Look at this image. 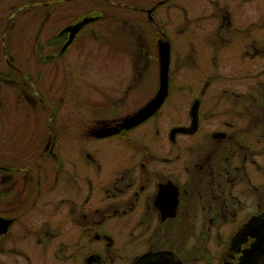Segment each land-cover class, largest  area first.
<instances>
[{
    "label": "flooded vegetation",
    "instance_id": "af4514ba",
    "mask_svg": "<svg viewBox=\"0 0 264 264\" xmlns=\"http://www.w3.org/2000/svg\"><path fill=\"white\" fill-rule=\"evenodd\" d=\"M200 1L0 0V264H241L254 230L233 239L264 212V28L256 0ZM161 42L167 95L125 128L159 92Z\"/></svg>",
    "mask_w": 264,
    "mask_h": 264
},
{
    "label": "rangeland",
    "instance_id": "374dc122",
    "mask_svg": "<svg viewBox=\"0 0 264 264\" xmlns=\"http://www.w3.org/2000/svg\"><path fill=\"white\" fill-rule=\"evenodd\" d=\"M256 4H254V7L257 6V9L255 10L254 8V26H262L264 28V3L256 0ZM201 6L203 7V5L205 4V1H200ZM251 6L249 5V7H247V5L243 4V8L244 11L243 13L245 14V8H250ZM161 12H160V16L162 19V27L164 30V33L167 37V39L169 40V44L171 47V53L172 56H174L175 53V49L176 52L178 53H184L185 48L187 46V36H188V32L185 30L182 35L180 37H176L175 36V32H174V20H175V14L173 15V11L172 9H170L169 11H166L165 8H161ZM249 14V12H248ZM257 18V19H256ZM173 21V23H172ZM187 25L185 26V28L187 29ZM264 35V31H260L257 36L258 39H264L263 37ZM206 61L205 56L202 57V59L200 61L196 60V64L194 65H190V68L187 66H184L183 69L179 70L180 71V77L182 78V81H184V83L178 82L177 85H175L176 87H179L180 90L179 92L175 93V94H170V97L168 99L167 107H172V111H169L168 113H164L165 118H170L171 113L174 112H178L181 109V105H185V97L180 95H188V91H189V87H195V85L197 84V79L201 78V75L208 71V63L205 62ZM264 67V61L260 62V68ZM176 68L173 67L172 65V72L174 73V70ZM119 70V67H114V71L117 72ZM261 70V69H260ZM264 82V78L260 79V83ZM248 84V83H247ZM246 85V84H245ZM245 87V86H244ZM250 88V86H249ZM248 88V89H249ZM259 85H255L254 83V104L261 106L263 104V93L260 91L259 89ZM239 93H249L248 90L246 89L245 91L243 90H239ZM180 93V94H179ZM246 97V96H245ZM247 98V97H246ZM256 98V99H255ZM249 103V101H248ZM168 109V108H167ZM166 107L163 110H167ZM259 112V111H258ZM258 112L254 111V114H258ZM259 118V117H258ZM142 130H147V128H141L139 132H141ZM149 135H151V130L149 131ZM263 144V143H262ZM261 145V143H260ZM259 148H261L259 146ZM258 164L260 165V169L257 170L256 169V174H255V178L256 181L260 184L264 185V154H259V156L256 158ZM257 193L260 195L261 191L259 192V190L257 191ZM224 231L226 233L229 232V227L226 229H224ZM218 247V246H214L212 244V249ZM220 248V247H219Z\"/></svg>",
    "mask_w": 264,
    "mask_h": 264
},
{
    "label": "water",
    "instance_id": "95a60500",
    "mask_svg": "<svg viewBox=\"0 0 264 264\" xmlns=\"http://www.w3.org/2000/svg\"><path fill=\"white\" fill-rule=\"evenodd\" d=\"M161 64H160V88L155 98L147 104L136 115L126 120L124 127L132 128L144 120L148 119L154 114L164 102L167 95L168 87V63H169V45L167 42H161L159 45ZM195 112V110H194ZM115 129H106L99 132L98 136H107L114 134ZM254 230V244L244 253L241 264H264V212L254 216L243 227V230L239 232L233 239L232 245L241 244L247 237L253 236Z\"/></svg>",
    "mask_w": 264,
    "mask_h": 264
}]
</instances>
